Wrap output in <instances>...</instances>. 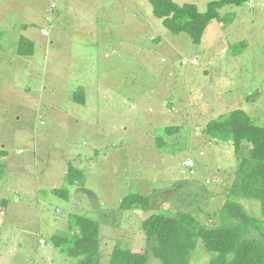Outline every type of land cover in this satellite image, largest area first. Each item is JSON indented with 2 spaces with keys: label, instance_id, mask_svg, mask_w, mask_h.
<instances>
[{
  "label": "rangeland",
  "instance_id": "1",
  "mask_svg": "<svg viewBox=\"0 0 264 264\" xmlns=\"http://www.w3.org/2000/svg\"><path fill=\"white\" fill-rule=\"evenodd\" d=\"M173 1L203 12L211 0ZM219 13L194 44L147 0H0V264H77L49 239L75 230V215L99 222V264L114 247L141 249L154 212L218 225L248 144L234 155L207 122L241 108L264 126V0ZM21 36L32 56L16 53ZM71 165L82 186L67 184ZM61 188L67 198L53 192ZM129 193L150 207L122 210ZM239 202L262 219L258 200ZM259 232L247 235L264 245V221ZM212 256L197 240L189 264Z\"/></svg>",
  "mask_w": 264,
  "mask_h": 264
},
{
  "label": "trees",
  "instance_id": "2",
  "mask_svg": "<svg viewBox=\"0 0 264 264\" xmlns=\"http://www.w3.org/2000/svg\"><path fill=\"white\" fill-rule=\"evenodd\" d=\"M147 1L152 14L161 20L165 29L171 34L188 35L194 44L201 42L203 32L212 20L221 18L219 10L224 5L240 6L249 2L211 0L206 10L201 12L194 3ZM16 53L19 56H32L33 41L25 36L19 37ZM73 97L75 101H85L81 89L75 91ZM178 130L179 126H167L164 131L172 134ZM206 132L214 138L227 140L236 156L244 142L248 144L247 153L240 157L235 170L227 199L218 211V225H203L185 211L154 212L141 223L145 236L144 246L135 251L123 246L114 247L108 264H147L148 259L153 258L158 264H189L197 240L213 255L208 264H264V245L247 235L250 231L263 233L259 232V223L264 221V126L256 125L243 109L236 108L208 121ZM160 141L163 139H158V146ZM4 154V150H0V156ZM66 180L68 185L82 186L83 173L71 165ZM53 192L68 197L67 188L54 189ZM241 198L258 200L262 219L250 216L239 202ZM149 199L140 193H129L122 198L120 208L148 209ZM73 223L76 229L71 233L65 236L54 235L49 239L67 256L78 258L77 264H99V222L90 217L75 215Z\"/></svg>",
  "mask_w": 264,
  "mask_h": 264
},
{
  "label": "built area",
  "instance_id": "3",
  "mask_svg": "<svg viewBox=\"0 0 264 264\" xmlns=\"http://www.w3.org/2000/svg\"><path fill=\"white\" fill-rule=\"evenodd\" d=\"M51 7H54V4L52 3L51 4ZM42 34H47V31H45V30H43L42 31ZM20 151V150H19ZM184 165L186 166V167H188V168H191V167H193V162L191 161V160H186V161H184ZM193 172V171H192ZM44 241L41 239V243H43Z\"/></svg>",
  "mask_w": 264,
  "mask_h": 264
},
{
  "label": "crops",
  "instance_id": "4",
  "mask_svg": "<svg viewBox=\"0 0 264 264\" xmlns=\"http://www.w3.org/2000/svg\"><path fill=\"white\" fill-rule=\"evenodd\" d=\"M19 150H21V149H19ZM234 171H235V168H234ZM234 171H233V172H234ZM231 174H232V172H231ZM234 175H235V172L233 173V176H234ZM231 176H232V175H231ZM229 181H230V179H229ZM231 183H232V182H231ZM229 185H230V184H229Z\"/></svg>",
  "mask_w": 264,
  "mask_h": 264
},
{
  "label": "clouds",
  "instance_id": "5",
  "mask_svg": "<svg viewBox=\"0 0 264 264\" xmlns=\"http://www.w3.org/2000/svg\"><path fill=\"white\" fill-rule=\"evenodd\" d=\"M52 4V3H51ZM55 6V5H54ZM46 35V34H45ZM20 152V151H19Z\"/></svg>",
  "mask_w": 264,
  "mask_h": 264
}]
</instances>
